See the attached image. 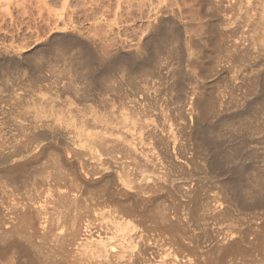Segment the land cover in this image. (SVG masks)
Listing matches in <instances>:
<instances>
[{
    "label": "rangeland",
    "instance_id": "1",
    "mask_svg": "<svg viewBox=\"0 0 264 264\" xmlns=\"http://www.w3.org/2000/svg\"><path fill=\"white\" fill-rule=\"evenodd\" d=\"M163 21L164 22L166 21V23L168 22L169 26L170 25L174 26V27L171 26L170 27L175 29L176 32H179L178 33L179 40L171 44L172 46L170 45V48H172L171 49L172 53L171 52L167 53L166 51L168 50H164L165 51V55H164V51H162L158 55L159 58L161 57V60L157 56L158 59L157 58L156 59L157 61L159 60V64H157L158 65L157 69L155 66L154 69L153 68L150 70L148 69L151 73L148 72V70L144 71L143 72L144 75H142L143 73H141L142 76L139 75L137 80L135 81H132L130 78H128L127 76L129 75H127L125 71L122 73V76L121 74H119L120 76L119 79L117 76H115L116 78L113 77L114 80L113 78H111L108 81L111 83L107 85V87L105 88L106 91H104L103 93V95L106 96L105 99H107L108 105H105V103L103 104L102 101H99V99L97 98L99 96H97L95 93L92 92L86 94L82 90L83 89L82 87H84L83 85L87 83L85 80H83V82L82 79L79 80L78 78L79 75L75 71L76 68L74 69V67H76V64H72L71 62V59H73L79 53L80 50L78 49H80L81 44H82L81 48L86 47V49L89 50V53L91 52V55L92 56L94 55L95 66L97 64L95 68L97 69L102 68V66H104L108 61L112 59L110 57H114V55H117V53L118 54L132 53L131 55H133L135 59H137V57L141 58L146 56L145 54H147V52L144 48H143L144 50L142 49V47L139 48L137 43H139L141 39L145 38L150 34L151 32L150 30H152L151 28L157 27V25L159 26ZM159 22L161 23L159 24ZM64 23L65 25H63ZM57 27L61 29L60 32ZM177 29H179V31H177ZM147 30L149 31V33H146L148 32ZM154 30H152V32ZM140 31L142 33L145 32L144 35L145 34L146 35L144 36L142 34L141 36L140 34V40H139V38L138 39L136 38L137 36L139 37L138 34L141 33ZM54 35L57 36L56 41L53 38L55 37ZM134 35L136 36V38ZM66 38L70 40L73 38L72 41L74 40V44L69 48V50L66 49L64 51V55L66 54L64 56L63 52H60L61 47L59 48L58 45H62V42L67 40ZM135 39L136 41L138 40L139 42L136 43ZM75 40L77 41L75 42ZM127 40L129 41L130 44L133 45L127 46V44H129ZM133 40L135 42H133ZM50 42H52L51 44L53 45L51 47L53 48H50L51 50L50 49L47 50V53L44 52L46 51V49L44 50L43 48H41L42 50L41 49L40 50L43 52L42 54H40L41 52L39 50V46L45 44L50 45ZM135 43L137 44L138 47L135 45ZM77 44L78 47L76 46ZM74 45L75 47H73ZM118 45H120L119 48L118 47L116 48V46ZM134 46L137 47L139 51ZM34 47H35V51H34ZM120 47L122 48V51ZM128 47L130 48L129 50ZM132 47H134L136 50ZM123 48H125L128 51H130L132 48V50L134 49V53L132 52V50L128 52L126 50H123ZM91 49L93 50L91 51ZM54 50L59 52L60 55L58 56V53L54 52ZM176 50L179 52L177 53ZM68 51L70 52L68 53ZM142 51H145V53ZM187 51L191 55L187 53ZM0 52H2L0 53V58L3 57V59L0 60V74H1L0 75V152H1L0 153L1 155L0 156L1 158L0 159V194L1 196H3L2 195L3 192L1 191V188H3L4 186L5 188L3 189L4 190L7 189L5 190V192H8L9 190L8 194L13 195L15 193V195L17 196L20 194L19 197L20 196L24 197L27 195L32 196L34 195V193L30 191H33V189L35 192L36 190L38 191L41 189L44 190L46 182L52 179L53 177L52 180L56 181L57 190H60V192L63 191L62 193L67 191L71 193L73 192L71 194V197H73V195L74 196L78 195L77 197L79 198V200L76 202V205L74 206H71L73 203L71 204L69 203V201L62 202V204L67 202L69 206H67V204H64L65 205V206L63 205L64 208L67 206L65 209H63V207L61 208V206H60L61 209L60 208L58 209L60 210L57 211V213L59 214L58 221H60L57 224L59 226L58 227L59 229L58 228H57L58 230L55 229L56 231L54 232H57L56 234L58 235L61 233L60 234L61 237L65 234L68 235L67 230L69 229L70 226L69 224H71L72 222L69 219H73L74 214L77 212L75 214V217L78 218V222L76 220V223L77 226L81 229L80 231H82L80 234L84 235L82 236V238H87L89 241H91L92 242V243L90 242L91 245H93V242H101L109 251V254L114 255V259L119 261V264H126L128 261H130V259L133 262V264H264V206H263L264 201L260 204H257L252 200L246 202H239L233 199L230 200L231 198L229 197L230 193L229 191H227L228 190L227 186H224L225 182L229 178V175L226 174L229 173L230 171L236 170L238 167L243 166L245 163L247 164L244 165L245 167H243L244 173L246 172L245 174L246 176L245 175L243 176L245 179H243V177L241 176L243 182L245 180H248V178L252 179L253 177L254 178L257 177L261 173H264V163L261 162L264 161V159H262L261 156H259L261 153L264 154V132H263L264 129L256 131L252 136L253 138L251 137L252 139L249 140L245 139L242 133L240 136L241 130L243 129L245 130V128L249 127L250 125H254L258 123L263 124L264 121V115H263L264 113H260V112H264L263 110L264 85L262 83V81H264L262 79L264 78L262 77L264 75L263 74L264 73V0H0ZM135 52H136V57H135ZM137 52L140 54H137ZM66 56L69 58L67 59ZM98 56L102 58H98ZM26 57L27 59L31 58L30 59L31 62L25 60ZM16 60L21 62L19 63ZM96 60L97 61L100 60V62H97ZM101 60L103 62H101ZM12 61H14V63L16 62L15 65L18 64L19 68L17 67V65L16 68ZM72 65H74V67ZM65 73L68 74L66 75ZM71 77L73 78V80ZM75 77H76V81H75ZM120 79L123 80L124 85L121 84ZM124 79L126 81H124ZM129 79H130V83H129ZM116 80H118V82ZM137 82L139 84H137ZM74 83H76L75 86L72 85ZM176 83L177 84L179 83V85L177 86ZM198 83L200 84L198 85ZM255 83H257L258 85H255ZM71 85L74 87L78 86V89L77 87L74 88L76 90L72 89L73 87L71 88ZM126 85L128 88L127 87L125 88ZM166 85L168 87L170 86L169 88L171 89V91L168 87H166ZM111 86H114V88L112 87V91H109L111 89ZM115 86H119L120 90L115 89ZM135 87L137 89H135ZM141 87L143 88V90H141L142 89ZM65 88L68 90H66ZM179 88H181V90ZM184 88L186 90H184ZM133 89L135 90V92L133 91ZM114 90L119 92H116ZM125 90L127 91V93H123L125 92ZM128 91H132V92L129 93ZM180 91H182L183 94ZM259 91H261L262 94H260L261 92ZM178 93L180 95H177ZM185 93H187V95ZM191 93H193L194 95L192 96ZM181 95L182 97L180 98L179 96ZM133 96L135 97L134 99ZM152 99L155 100L153 101ZM133 100H136L139 104L142 105L138 104V106L134 108L133 106L131 107V105L129 106L130 104L129 102ZM257 101H259L260 103L259 106ZM201 102H203L205 106L202 105ZM186 103H187V107H185ZM193 103L195 105H193ZM36 104L37 105L39 104L38 106H40V108L41 107L44 108V110L40 109L42 111L40 113H43V115L46 113L44 116L41 114L42 117L40 115L39 116L40 118L38 117L39 119H36L37 121H35V118L34 120L32 118L33 113L36 112L37 109H39L37 108L38 106ZM121 104H123V109ZM103 105L104 107H102ZM247 105H252L253 107H255L253 108V110L257 111V112L255 111L256 116H255V112L250 116L248 115V117L245 114L244 115L242 114L243 110L241 108L243 107V109H245ZM118 106L120 109L118 108ZM128 106L132 110H130ZM189 106H191L192 108L195 107L196 110H194L193 108L190 109L193 111V113L192 111L190 112ZM198 106L201 107L198 108ZM28 107L29 110L27 109ZM30 107L36 110L34 111ZM141 107L142 109L144 108L143 109L144 112L141 110ZM181 108L183 109V111ZM202 108L204 109L206 108L205 110H211L210 121L211 120L213 121L211 122L210 125L212 126L215 125L217 127L218 126L217 120L220 119L224 120L223 119L224 116H226L225 119L231 118V120L232 119L239 120V121L237 120V123L234 120L232 122L230 121L231 124L230 123H229L230 125L228 124L229 127H227L226 124H221V125L219 124L220 126H218L217 129H219V131L221 129L220 133L221 132L224 133L223 135L220 136L221 138L219 137L218 140L215 141L219 143L216 144L214 142L215 146H213L214 147L213 149L209 147L207 142L200 141L201 142L200 143L199 142L200 139L194 138V136L192 135L190 136L189 133L186 132V130H185L186 133H184V131H181L182 130V128L180 127L182 126L181 121L183 122L186 121V119H188V121L186 122L190 125L191 124L193 125L197 119L202 117L201 114L202 115L204 114L203 113L204 109L203 111H201ZM210 108L214 109L213 110L214 112ZM258 109H260L261 111L258 112ZM92 110L93 111L97 110V111L93 112ZM134 110L137 113H135ZM176 110L178 111L180 110V111L176 112ZM90 111L92 113H89ZM121 111L123 114L127 115L129 119L127 123L130 125V127L129 125H127L128 127L123 126L122 131L120 130L122 128V125L121 123H119L121 118L120 116L123 115L121 114ZM194 111L196 112L198 111V112L194 114ZM116 112H118V114L120 113L119 116L117 115ZM57 113L58 115L61 114V116L65 120H62L63 118L60 115L59 116L61 118L60 119L57 118L58 117ZM87 113L89 114V116L87 115ZM98 113L99 114L103 113V115H105V119L102 117L101 114L99 115ZM106 113H109V115L108 114L106 115ZM112 113L115 114L113 117H111L113 115ZM133 113L135 114V116ZM162 113H164L165 115ZM54 114H56V116H54ZM84 114L85 116L87 115L88 117L87 116L85 117ZM98 115L101 116L103 120H107L110 117L112 121L118 122L119 124L117 123L116 126H113L114 128L110 127L111 130L105 125L103 126L104 127L103 128L102 125L104 123L103 124L101 123L102 125L101 124L99 125L98 123L97 125H95L96 123L94 122L95 120L93 118H96V116ZM139 115L140 116L143 115V117L142 116L139 117ZM196 115H200V116L195 117ZM213 115L214 117H211ZM231 115H233V118ZM73 116L74 117L77 116V119L76 117L73 118ZM116 116L120 118L118 119ZM236 116H238L237 119H235ZM259 116L261 117L259 118ZM91 117L94 121H89L91 120L89 119ZM134 117L136 119H134ZM242 117L246 118V120L242 119ZM54 118H57L58 121L60 120V122L62 120L64 123L57 122L56 121L57 119ZM81 118H82L81 120L82 122L81 121L79 122L78 120H80ZM115 118H117V121ZM131 118H133L132 122H131ZM142 118H144V121L145 118L148 119L146 120L147 123H145L144 125H143L144 121L142 123L143 120ZM67 120L68 121L75 120L74 121L75 123L76 121H78L76 126L77 128H75L76 130H78V126H81V123H83V127H81L82 129L84 128L87 129L90 126L89 128L92 130V128L98 127L97 129L99 132V127H100L101 133H102V128L105 130L108 128L106 130V134L108 133L110 134L112 132H114L115 134V131L119 128V130H117L118 134L122 135L123 132L125 131L126 134L124 132L123 136L128 137V139L134 137V134L132 132H134V130L136 131L139 125L140 126L143 125V127H146L145 125L148 124L147 127L148 128L150 127L149 129L151 130L150 132L151 135L149 134L150 130L148 128H146V132H144L145 129L141 126L144 131L141 128L138 129V130H142L141 132L136 131L141 133L140 135L141 137L139 135H136L134 139L133 138L132 139H133V143H135L134 141H136L135 144H137L138 141L139 143L140 141L141 142L143 141V143H145L146 139L144 138H146V136L148 137V135L146 134H149L150 136L148 137L149 140L146 141L147 146H143V143L138 144V146L140 145L139 149L142 146L145 147V148L142 147V149L144 150L140 149L143 151V153L147 147L150 153L146 154V156L149 155L150 157L149 159L151 161L153 160L152 158L156 157L155 160L158 162V164L156 161H153L150 164L152 165V163H155L153 165L155 167L147 165L148 166L147 169L149 170L148 172V170L145 169L147 166L142 167L143 164L141 163L142 164L141 165L140 162L134 163L133 161H131L133 162L131 163L129 159L126 160V157H123L122 153L118 152L121 154L120 156L123 159H121L122 161H120L119 159L121 157H119L117 153H115L116 156L115 158H117L118 156L117 159L118 161H120L119 163H121L120 165L122 166L120 165L118 166L117 159L114 160V158L113 159L111 158L112 159L111 160L109 158L107 160V157L104 158L105 156L102 158L107 161H103V162H105V164L107 163L109 164H107V166L106 165L104 166V163L101 162L100 159H98L97 157L94 158V155L92 154L93 149L91 148L90 150L89 148L85 147L82 144L84 143V141H82L81 138H79L80 140L77 139L79 136L77 135L78 136L77 137L74 133L80 134V131L70 132L72 130L74 131L73 128L74 126L72 125L73 124L76 125V124L73 122V124L71 125L70 123L72 122L70 121V123L69 122L67 123ZM136 120L138 121L141 120L140 121L141 123L137 124L138 122ZM254 120L255 122H253ZM31 121H32V126H31ZM33 121L35 123L39 122L36 124L37 126H39V124H41V126L42 125L44 126V122H45V125H49V126H45L48 127L47 129L45 127H42V129L45 128L46 130H49L50 133H48V136L45 135L48 139L45 140L46 137L44 136L43 138L37 139V141L33 140L32 145L31 143L29 145L28 143L26 144V146H29L26 148L24 143L26 142V139L29 137L30 135L29 133H31L32 131V127L34 126ZM40 121H43V124ZM65 121L67 124H70L71 126L67 125ZM87 121L89 123L91 122L90 125ZM112 121L109 120L108 122H112ZM134 121H136L137 123ZM149 121L152 124V126L155 125L153 126V128L157 127L158 129L157 128L153 129L152 126L148 123ZM129 122H131L132 124H130ZM62 123L64 125L66 124V126H64ZM113 124L115 125V123ZM245 124L249 126H246ZM135 125L137 127L136 129H135ZM223 125H225L226 129L224 128ZM231 125L234 128L233 127L231 128ZM60 126L66 129L72 127L71 128L72 130H70V128L67 130L65 129L66 134L64 133L65 134L64 135L62 133V135H60L59 132H56L59 130V128L63 130L62 132H64V129ZM131 126L134 127L133 131L132 132L130 131L131 133L129 132L127 133V129L129 128L128 130H130ZM222 126L223 129H225L224 131H222L223 130L221 128ZM124 127L126 128L125 130ZM168 127H171L170 129L172 130V134ZM238 127H241V129ZM81 128H79V130ZM179 128L181 129L179 130ZM23 129L25 130V132L22 131ZM177 129L179 131H176ZM230 129H233L232 130L233 132ZM158 130L161 131L159 132ZM235 130L237 132H235ZM260 131L262 133H260ZM136 132L134 133L136 134ZM152 132H154L155 134L157 133L159 134L155 135L152 134ZM174 132L175 133L180 132V133L179 134L177 133L176 135ZM168 133L169 136L174 135L173 137L172 136L170 137L173 138L175 141L174 142L175 144L172 141V144L174 145L172 149L174 148L175 151H172L171 147H169V150L174 152L173 154H176V156L173 157V154L171 152L172 159L175 158V160L170 159V161H168L170 165L167 162L169 158L166 157L165 153L163 152L164 150L163 147L165 145L162 146L163 144H165L166 141L167 142L169 141L167 146H171L170 143L171 139L168 136ZM224 134H226L227 136ZM234 134L237 135L238 139L237 137H235L236 135L233 137ZM49 135H51V137L54 135L53 137L55 138L53 137L51 138ZM158 135L164 138V141L166 139V141L164 143L163 142L161 143L159 141L160 139H157V137L160 138ZM223 136H225L224 138L226 139L222 140ZM228 136H231L233 137V139L234 138L235 139L233 140L231 137H230L231 139H228L229 138ZM174 137H176L177 139ZM180 137H184V138L179 139ZM191 137H193L192 140L190 139ZM141 138H143L144 140ZM167 138L169 139L167 140ZM59 139H61L62 141ZM152 139L154 142L152 141ZM196 141L199 144L200 148H198L199 146L197 145ZM220 142L223 143L224 145L222 144L223 145L222 146ZM239 142L241 143L242 146L240 145ZM67 144H69L70 146L69 145L67 146ZM155 144L157 145V149L155 147L156 146ZM203 144L205 145V147ZM227 144L228 145L230 144L228 146V149H226ZM236 144L237 146H239L238 147L239 149L240 148L242 149V150L240 149L241 151L237 149ZM16 146L17 147L20 146L21 149L25 148L23 149L24 151L22 150V153L25 152L26 149L29 150L26 151L27 153L26 152L23 153L21 155L22 157L21 156L15 157L8 162H4L3 158L11 155L12 151H13L12 154L16 153L17 150H18L17 152H19L20 147L18 149L16 148ZM138 146L136 145L137 148ZM2 147L7 153L6 155L4 150H3L4 155L2 154V150H1ZM65 147L67 149L69 147L71 148L75 147L76 151L77 149L80 148L79 155H76L75 152V155L79 160V166L76 158L69 159L71 158L70 155L75 157L74 154H72V152L75 149L73 148V150H71V148H69L71 150L70 151L69 149L67 150ZM152 147H155V149L154 148L152 149ZM207 147H209L211 151ZM215 147L216 148L218 147V149H216ZM231 148H232V152L230 153H232L231 154L232 158H236L237 156L235 160L231 159V157L228 159L224 158L225 153L226 155L227 154L230 155V153L227 152L231 151L229 150ZM233 148L235 150L237 149V151L239 150L238 153L242 155L241 156L234 155L235 150ZM245 148L247 149V151ZM252 148L254 150H251ZM261 148H262V152H261ZM9 150L12 151L9 152ZM64 150H67L65 151L66 153L71 152V154L68 153V155L70 156L69 158L68 155H65L66 153L64 152ZM181 150L182 151L185 150L183 151L185 154ZM200 150H202V152ZM179 151L180 154L181 153L183 154L179 155L178 153ZM244 151L247 153V155ZM84 152H86L85 154H87L88 157L84 155ZM152 152L156 154L153 155ZM204 153L207 155H205ZM214 153H216L217 157H219V159H221L222 161L221 160L218 161L217 157H215L217 159L215 160V158H213ZM150 154L152 157L150 156ZM211 154L212 156H210L209 158V155ZM243 154H245V156L251 155V159L249 156L246 157L245 159L244 158L245 156ZM80 156L84 159L81 158L80 160ZM163 158H165V160ZM239 158H241L242 160ZM254 158L256 159L254 160ZM257 158L259 161L257 160ZM180 159L185 161L186 165L183 162L181 167L180 164L182 163V160ZM68 160L71 161V164ZM90 160L94 163L91 164L93 165V167L90 166L92 168L89 167L90 163H92ZM240 160H241V164L243 163L241 166H239ZM249 160H251L250 162L252 163H250ZM80 161L83 162L81 163ZM127 161H129L131 164ZM174 161L176 162V164H174L175 163ZM212 161H218L217 166L218 165L219 166L217 169H215V167L212 169L213 166L211 165ZM233 161H235L236 163L235 162L233 163ZM13 162H15V165L18 168L20 167L21 168L18 169L16 166H14V164H12ZM16 162L18 163V165ZM160 162L162 163L160 164ZM113 163H117V164L115 165ZM223 163L224 164L227 163V165L226 164L223 165ZM20 164L23 165L20 166ZM80 164L81 165L84 164V166L83 165L81 166ZM123 164H126V166ZM129 164L132 166H130ZM134 164L136 167H138V165L139 166L141 165L140 169H137L134 166ZM167 164L169 166H167ZM171 165L174 166L175 169ZM228 166L231 167L229 168ZM8 167L9 168L11 167L12 168V169L10 168L11 171L14 172L8 173ZM120 167L122 168L121 170L123 172L124 170L126 171V169L129 168V172L131 171V175L134 173V176L132 177V181L134 185L136 184L137 185L139 184V186L144 185L149 192L147 190L146 191L135 190L133 187L134 185L125 184L126 183L124 181L125 177L121 178V174L123 173H119L121 172V170H118L120 169ZM180 167L182 168V170ZM82 168H84V171ZM88 168L91 169V170L89 169L91 172H93L96 169L95 170L96 173L95 171L93 172V174L96 175L93 176L94 178L91 177L92 173L88 170ZM133 168L137 169L138 173L139 170L141 171L139 173V176L138 173H136L137 171L135 169L133 170ZM150 169L152 170V172H150ZM80 170L84 172V174L86 173V176L82 172L79 174ZM87 170L91 173L90 175ZM144 170L145 172L146 171L147 172L143 173ZM214 170H216L217 172L215 171L216 172L215 173ZM222 171L225 173L224 174L225 176L222 175L223 173ZM97 172H99V174ZM109 172L112 173L110 174ZM126 172L124 173L130 174ZM250 172L254 174V176ZM104 173L108 175L106 176ZM97 174L99 176L101 174V176L98 177ZM50 175L52 176L51 178ZM82 175H84L83 176L84 178L87 177V179L81 177ZM46 176L48 177L47 178L48 180H46ZM204 176L207 178H205ZM218 176L220 177L219 179H217ZM220 180H222V183L219 182ZM149 184L150 186L154 185L152 187L153 189L147 187V185ZM155 186L157 187L154 191ZM60 188H63L62 191ZM74 188L76 189L74 190ZM70 189L71 191H69ZM186 189L188 191L187 192L188 194L185 192ZM74 192L76 195L74 194ZM226 192L229 194H226ZM24 193L26 195H22ZM28 196L25 198V200L28 198ZM95 197L96 199H94ZM98 198H100L103 202ZM249 203L252 206V210H249L251 207L250 205H248ZM91 204L94 206L92 207ZM255 204L256 206H254L253 208V205ZM101 206L104 207L102 208ZM71 207L74 208L71 209ZM76 209L77 210L79 209V212ZM70 211L72 212L70 213ZM87 211L89 212L88 214H86ZM26 214L30 215L31 219H29V216L26 215L27 217L25 218L21 217L22 220L19 218L20 221H16V220L12 221L15 226L13 225L12 230L14 229V231H11V233L9 232V230H7L4 227L5 224L4 225L2 224V223L10 222V220L6 217L5 222L4 220L1 222L0 234L1 232L3 233L8 232L10 234L14 232V234L12 235L5 234L6 236L4 234L3 236H1L2 234L0 235V264H68L66 258L64 257L63 252L60 251V249L63 250L62 244L64 240L60 242L61 241L60 239L62 238L59 237L58 240V237H56L58 241L56 243L53 239L55 238V235L51 237V233H46L45 235H41L40 237H33L30 228L32 225H35L36 223L35 218L33 217L34 214L32 211L30 212L27 211ZM31 214H33L32 216L33 218L31 217ZM99 217L102 218L99 219ZM113 218L115 219L114 222H113L114 220ZM65 222L67 225L65 224ZM115 222H117L116 224L117 227L121 228L123 226L124 230L126 228L125 235L123 237L121 236L120 233L117 234L118 232H116ZM78 223L80 225H78ZM16 225H17V233L15 232ZM123 227L121 229H123ZM64 228L67 229H65L64 231ZM48 230L50 229H47V231ZM63 232L65 234H62ZM60 243H62L61 247H59L58 245ZM122 249L125 252L120 253V255H116ZM73 251L74 254L75 252H77L76 250Z\"/></svg>",
    "mask_w": 264,
    "mask_h": 264
},
{
    "label": "bare ground",
    "instance_id": "2",
    "mask_svg": "<svg viewBox=\"0 0 264 264\" xmlns=\"http://www.w3.org/2000/svg\"><path fill=\"white\" fill-rule=\"evenodd\" d=\"M116 2V1H115ZM121 5V4H120ZM125 5V4H124ZM130 5V4H129ZM128 5V6H129ZM114 8V7H113ZM102 16V15H101ZM100 16V17H101ZM133 16V15H132ZM134 17H135V15H134ZM142 17V16H141ZM97 18V17H96ZM96 18H95V20H96ZM150 18V17H149ZM90 20V19H89ZM121 21V20H120ZM96 22V21H95ZM123 22V21H122ZM121 23V22H120ZM161 22H159V24H160ZM70 24V23H69ZM119 24V23H118ZM125 24V23H124ZM167 24V25H166ZM63 25H65V23L63 24ZM155 25V24H154ZM62 26V25H61ZM67 26V25H66ZM65 26V27H66ZM147 26V25H146ZM171 26V25H170ZM169 25H168V22L166 23V21L164 22H162L159 26L157 25V27H153V28H151L152 30H154V28H155V30L152 32V30H150L151 32H150V34L148 35V36H146L145 38H143V39H141L140 40V34H141V36H142V34L144 35V33H142L141 31V33H139L138 35H139V37L137 36V38H136V36H135V38L136 39H138L139 38V40H140V42L137 40L136 41V39H135V41H136V43L137 42H139V43H137L138 44V46H139V48H141L142 47V49L144 48L145 50H146V52H147V54H145L146 56H144V57H141V58H139V57H137V59H135L134 58V56L133 55H131L132 53H130V54H124V53H120V54H118L117 53V55H114V57H110V58H112L110 61H108L104 66H102V68H95L96 66H97V64H96V66H95V57H94V55L92 56L91 55V52L89 53V50H87L86 49V47L85 48H81L82 47V44H81V47H80V49H78V50H80L79 51V53L73 58V59H71V62H72V64H76V67H74V65H72L73 67H74V69L76 68V72L78 73V78H79V80L80 79H82V82H83V80H85L86 81V83L87 84H85V83H82V84H85V85H83L84 87H82L83 89V91L86 93V94H89V93H95L97 96H99V97H101V98H99V97H97L98 99H99V101H102V103L104 104L105 103V105H108L107 104V99H105V97L106 96H104L103 95V93H104V91H106L105 90V88L107 87V85H109L111 82H108L111 78H116L115 76H117L118 77V79L120 78V76H119V74H121V76H122V73L125 71V73L127 74V75H129V76H127L128 78H130L132 81H135V80H137V78H138V76L139 75H141V73H143L144 71H147L148 69L150 70V69H154V67L156 66V69H157V64H159V60L157 61V59L159 58V54L162 52V51H164V50H168V51H166L167 53H169V52H171L172 50V48H170V45L171 44H173V43H175L176 41H178L179 40V35H178V33L179 32H176V30L175 29H173V28H171V27H174V26H171L170 27ZM64 27V26H63ZM124 27V26H123ZM140 27V26H139ZM151 27V26H150ZM58 28V27H57ZM59 29V28H58ZM60 30L61 29H59V32H60ZM122 30V29H121ZM134 30V29H133ZM123 31V30H122ZM128 31V30H127ZM144 31V30H143ZM148 31V30H147ZM177 31H179V29H177ZM113 32V31H112ZM134 32V31H133ZM56 33V32H55ZM72 33V32H71ZM132 33V32H131ZM146 33H149V31L148 32H146ZM65 34V33H64ZM121 34V33H120ZM146 35V34H145ZM144 35V36H145ZM55 36V35H54ZM60 36V35H59ZM58 36V37H59ZM118 36H120V35H118ZM182 36V35H181ZM61 37V36H60ZM129 37V36H128ZM54 39H55V41H56V38H57V36H55V37H53ZM52 38V39H53ZM63 38V37H62ZM131 38V37H130ZM39 39V38H38ZM65 39V38H64ZM67 40L66 41H61L62 42V45H58L59 46V48L61 47V49H60V52H63V55H64V51L67 49V50H69V48L74 44V40L72 41V39L70 40V39H68V38H66ZM75 39V38H74ZM80 39V38H79ZM49 40V39H48ZM51 40V39H50ZM60 40H61V38H60ZM63 40V39H62ZM129 40V39H128ZM127 40V41H128ZM58 41H59V38H58ZM77 40H75V42H76ZM134 40H133V42H135ZM181 41V40H180ZM179 41V42H180ZM47 42H49V41H47ZM46 42V43H47ZM53 42V41H52ZM52 42H50V45H47V44H45V43H42V44H45V45H41V43H40V45L41 46H39V50L41 49V48H43L44 50L46 49V51H44L45 53H47V50H49L50 48H53V47H51L53 44H51ZM54 43V42H53ZM60 43V42H59ZM84 43V42H83ZM91 43H92V41H91ZM128 43H129V41H128ZM135 43V45L137 46V44ZM178 43V42H177ZM76 44V43H75ZM115 44V43H114ZM84 45V44H83ZM132 46L133 44H127V46ZM176 45V44H175ZM77 47H78V44L76 45ZM89 46V45H88ZM119 46L120 45H118V46H116V48L118 47L119 48ZM137 46V47H138ZM172 46V45H171ZM36 47V46H35ZM35 47H34V51H35ZM57 47V46H56ZM73 47H75V45L73 46ZM123 47V46H122ZM135 47V46H134ZM134 47H132V48H134ZM137 47H135L137 50H138V48ZM174 47V46H173ZM88 48V47H87ZM111 48V47H110ZM127 48V47H126ZM132 48H131V50H132ZM134 48V49H135ZM181 48V47H180ZM37 49V48H36ZM94 49H95V46H94ZM120 49H121V51H122V48L120 47ZM130 48L128 47V50H129ZM134 49L132 50V52L134 53ZM135 49V50H136ZM141 49V50H142ZM143 49V50H144ZM175 49V48H174ZM42 50V49H41ZM40 50V54H42V52L43 51H41ZM51 50V49H50ZM57 50V49H56ZM72 50V49H71ZM93 49H91V51H92ZM100 50V49H99ZM114 50H115V48H114ZM118 50V49H117ZM123 50H126L125 48H123ZM128 50H126V51H128ZM130 50V51H131ZM140 50V51H141ZM58 51V50H57ZM57 51H55L54 50V52H57ZM106 51V50H105ZM130 51H128V52H130ZM139 51V50H138ZM174 51V50H173ZM31 52H33V51H31ZM70 51H68V53H69ZM114 52V51H113ZM142 52H144L145 53V51H142ZM176 52L178 53L179 51H177L176 50ZM175 52V53H176ZM0 53H2V52H0ZM4 53V52H3ZM58 53V56L60 55V53L59 52H57ZM77 53V52H76ZM104 53V52H103ZM172 53V52H171ZM170 53V54H171ZM174 53V54H175ZM187 53H189L188 51H187ZM98 54V53H97ZM108 54V53H107ZM112 54V53H111ZM137 54H140V53H138L137 52ZM143 54V53H142ZM170 54H168V55H170ZM190 54V53H189ZM4 55V54H3ZM52 55V54H51ZM55 55V54H54ZM62 55V54H61ZM66 55V54H65ZM64 55V56H65ZM69 55V54H68ZM164 55H165V51H164ZM167 55V54H166ZM172 55V54H171ZM191 55V54H190ZM33 56V55H32ZM36 56V55H35ZM111 56H113V55H111ZM140 56V55H139ZM157 56H158V58H157ZM162 56V55H161ZM179 56V55H178ZM177 56V57H178ZM1 57H2V54H1ZM31 57V56H30ZM61 57V56H60ZM60 57H58V58H60ZM106 57V56H105ZM135 57H136V52H135ZM23 58H24V55H23ZM32 58H34V57H32ZM53 58V57H52ZM57 58V57H56ZM62 58V57H61ZM65 58V57H64ZM66 58L68 59L69 57H67L66 56ZM98 58H102V57H99L98 56ZM97 58V59H98ZM108 58H109V56H108ZM139 58V59H138ZM157 58V59H156ZM187 58H188V56H187ZM190 58V57H189ZM1 59H3V57L2 58H0V60ZM16 59H17V57H16ZM20 59H22V58H20ZM19 59V60H20ZM31 58H28L27 59V57H26V59L25 60H28V61H30L31 62V60H30ZM160 60H161V57L159 58ZM65 60V59H64ZM162 60H163V57H162ZM170 60V59H169ZM185 60H186V58H185ZM17 62H21V61H18V60H16ZM23 61H24V59H23ZM22 61V62H23ZM27 61V62H28ZM34 61V60H33ZM70 61V60H69ZM68 61V62H69ZM97 61V60H96ZM103 61H104V59H103ZM102 60H101V62H103ZM13 63H14V61H12ZM65 62V61H64ZM97 62H100V60L99 61H97ZM96 62V63H97ZM163 62V61H162ZM162 62H161V64H162ZM2 63V62H1ZM9 63H10V61H9ZM16 63V62H15ZM15 63H14V65H15ZM24 63V62H23ZM35 63V62H34ZM12 64V63H11ZM3 65V64H2ZM13 65V64H12ZM13 65V66H14ZM17 65V67H18V64H16ZM16 65H15V67H16ZM20 65H22V64H20ZM24 65V64H23ZM25 66H26V63H25ZM31 66V65H30ZM30 66H29V68H30ZM36 66V65H35ZM40 66H41V64H40ZM71 66V67H72ZM100 66V65H99ZM2 67V66H1ZM16 67V68H17ZM21 67V66H20ZM4 68V67H3ZM19 68V67H18ZM73 69V68H72ZM34 70V69H33ZM148 70V72H150ZM174 70V69H173ZM177 70H178V68H177ZM1 71H2V69H1ZM61 71V70H60ZM152 71V70H151ZM34 72V71H33ZM65 72V71H64ZM63 72V73H64ZM67 72V71H66ZM178 72V71H177ZM61 73V72H60ZM151 73V72H150ZM66 74V73H65ZM68 74V73H67ZM66 74V75H67ZM158 74V73H157ZM172 74V73H171ZM173 74H175V73H173ZM264 74V73H263ZM1 75V74H0ZM142 75H144V73L142 74ZM141 75V76H142ZM152 75V74H151ZM178 75V74H177ZM69 76V75H68ZM163 76H164V74H163ZM162 76V77H163ZM172 76V75H171ZM160 77V76H159ZM177 77V76H176ZM262 77H264V75L262 76ZM262 77H260V78H262ZM72 78V77H71ZM114 78H113V80H114ZM122 78V77H121ZM124 78H125V75H124ZM127 78V79H128ZM145 78V77H144ZM147 78V77H146ZM256 78V77H255ZM130 79H129V83H130ZM151 79V78H150ZM161 79V78H160ZM254 79V78H253ZM263 80H264V78H262ZM72 80H73V78H72ZM78 80V79H77ZM121 81V84L122 85H124V82H123V80L122 79H120ZM144 80V79H143ZM258 80V79H257ZM261 80V79H260ZM75 81H76V77H75ZM117 82H118V80H116ZM124 81H126L125 79H124ZM140 81V80H139ZM166 81V80H165ZM171 81H173V80H171ZM176 81H177V79H176ZM181 81V80H180ZM74 82V81H73ZM73 82H70V83H73ZM117 82H114V83H117ZM148 82V81H147ZM164 82V81H163ZM200 82V81H199ZM259 82V81H258ZM257 82V83H258ZM77 83V82H76ZM76 83H74V84H72V85H74L75 86V84ZM113 83V84H114ZM144 83V82H143ZM180 83V82H179ZM179 83L177 84V86L179 85ZM257 83H255V85H258ZM262 83H263V85H264V81H262ZM112 84V85H113ZM120 84V85H121ZM133 84V83H132ZM137 84H139L138 82H137ZM136 84V85H137ZM166 84H167V82H166ZM171 84V83H170ZM175 84V85H176ZM181 84H183V83H181ZM200 83H198V85H199ZM71 85V88L72 89H74V88H76L77 87V89H78V86H76V87H74V86H72ZM116 85V84H115ZM119 85V86H120ZM135 85V84H134ZM254 85V86H255ZM68 86V85H67ZM70 86V85H69ZM82 86V85H81ZM119 86H115V89H119ZM138 86H141V85H138ZM145 86V85H144ZM172 86H173V84H172ZM253 86V85H252ZM79 87H80V85H79ZM112 87L114 88V86H111V89L109 90V91H112ZM127 87V85L125 86V88ZM129 87H130V85H129ZM132 87H134V86H132ZM131 87V88H132ZM146 87V86H145ZM153 87V86H152ZM166 87H168L167 85H166ZM170 87V86H169ZM168 87V88H169ZM128 88V87H127ZM138 88H140V87H138ZM142 88V87H141ZM167 88V89H168ZM174 88V87H173ZM178 88V87H177ZM176 88V89H177ZM196 88V87H195ZM257 88V87H256ZM261 88V87H260ZM66 89V88H65ZM122 89H123V87H122ZM135 89H137L136 87H135ZM170 89V88H169ZM180 90H181V88H179ZM194 89V88H193ZM255 89V88H254ZM66 90H68V89H66ZM74 90H76V89H74ZM107 90V91H108ZM120 90V89H119ZM127 90V89H126ZM125 90V92H123V93H127V91ZM138 90H140V89H138ZM137 90V91H138ZM141 90H143V88L141 89ZM154 90V89H153ZM178 90V89H177ZM183 90V89H182ZM184 90H186L185 88H184ZM195 90V89H194ZM260 90V89H259ZM262 90V89H261ZM263 90H264V88H263ZM114 91H116V90H114ZM133 91L135 92V90L133 89ZM170 91H171V89H170ZM174 91V90H173ZM116 92H119V91H116ZM129 93L130 92H132V91H128ZM167 92H169V91H167ZM175 92V91H174ZM178 92V91H177ZM180 92H182V91H180ZM185 92V91H184ZM259 92H261V91H259ZM112 93V92H111ZM121 93V92H120ZM172 93V92H171ZM195 93V92H194ZM263 93H264V91H263ZM170 94V93H169ZM182 94H183V92H182ZM186 95H187V93H185ZM192 94V96L194 95L193 93H191ZM260 94H262V92L260 93ZM177 95H180L179 93L177 94ZM186 95H185V97H186ZM103 96H104V98H103ZM92 97V96H91ZM96 97V96H95ZM94 97V98H95ZM118 97V96H117ZM129 97H131V96H129ZM174 97V96H173ZM178 97V96H177ZM180 98L182 97V95L181 96H179ZM188 97V96H187ZM264 97V96H263ZM123 98V97H122ZM128 98V97H127ZM135 97L133 96V99H134ZM191 98V97H190ZM90 99V98H89ZM124 99V98H123ZM126 99V98H125ZM131 99V98H130ZM179 99V98H178ZM187 99H189V98H187ZM153 100V99H152ZM155 100V99H154ZM153 100V101H154ZM173 100V99H172ZM182 100H185V99H182ZM181 100V101H182ZM193 100V99H192ZM197 100V99H196ZM196 100H194V101H196ZM199 100V99H198ZM175 101H178V100H175ZM188 101V100H187ZM193 101V102H194ZM254 101V100H253ZM168 102V101H167ZM199 102V101H198ZM197 102V103H198ZM258 102V106H259V101H257ZM264 102V101H263ZM128 103V102H127ZM130 104H129V106L131 105V107L133 106V108L134 107H137L138 106V102L136 101V100H133V101H130L129 102ZM192 103V102H191ZM196 103V102H195ZM200 103V102H199ZM251 103H253V102H251ZM250 103V104H251ZM153 104V103H152ZM178 104V103H177ZM176 104V105H177ZM183 104V103H182ZM184 104H185V101H184ZM201 104L202 105H204V103L203 102H201ZM206 104V103H205ZM37 105V104H36ZM35 105V106H36ZM39 105V104H38ZM37 105V106H38ZM122 105V109H123V104H121ZM139 105H142V104H139ZM181 105V104H180ZM180 105H178V106H180ZM189 105V104H188ZM191 105V104H190ZM193 105H195L194 103H193ZM199 105V104H198ZM21 106V105H20ZM19 106V107H20ZM34 106V105H33ZM32 106V107H33ZM36 106V107H37ZM129 106H128V108H129ZM154 106V105H153ZM174 106V105H173ZM177 106V107H178ZM182 106V105H181ZM205 106V105H204ZM203 106V107H204ZM245 106V105H244ZM32 107H30L31 109H32ZM102 107H104V105L102 106ZM102 107H100V108H102ZM105 107H107V106H105ZM110 107V106H109ZM108 107V108H109ZM112 107H113V105H112ZM111 107V108H112ZM185 107H187V103H186V106ZM190 108H189V110L190 109H193L194 108V110H196L195 109V107H191V106H189ZM201 107V106H200ZM199 106H198V108H200ZM206 107H208V106H206ZM211 107V106H210ZM21 108V107H20ZM37 108H39V109H32V110H36V112H34L33 113V120H34V118H35V121H37L36 119H39L40 117V115L42 114L43 115V113H40V112H42L41 110H44V108L43 107H41L40 108V106H38ZM43 108V109H42ZM118 108H119V106H118ZM171 108H172V106H171ZM180 108V107H179ZM217 108V107H216ZM253 108H255V107H253L252 105H247V107H245V109H243V107L241 108L242 110H243V112H242V114L244 115H246L247 117H248V115L250 116L251 114H254V112L256 111V110H253ZM26 109V108H25ZM28 110H29V107L27 108ZM41 109V110H40ZM106 109V108H105ZM120 109V108H119ZM130 109V108H129ZM144 109V108H143ZM142 109V107H141V110L144 112V110ZM182 109V108H181ZM203 109L204 108H202V110L201 111H203ZM206 109V108H205ZM204 109V114L202 115L201 114V118H199V119H197L195 122H194V124L192 125H190V124H188L186 121H188V119H186V118H184V119H186V121H181L182 120V118H181V123H182V126H180L181 128H182V130L181 131H184V133H189V135L191 136H194V138H198V139H200L199 140V142L201 141V142H203V141H205V142H207L208 143V145H209V147H211V149H213L214 147L213 146H215V144H214V142L216 141V140H218V138L221 136V135H223V133L221 134L220 133V131H221V129H220V131H219V129H217V127L218 126H220L221 124H226L227 125V127H229V125L231 124V122L234 120V119H232L231 120V118H227V119H225V117L226 116H224V120H217L218 121V126L216 127L213 123H215V122H213L212 124L214 125V126H212V125H210L211 124V122L213 121V120H211L210 121V115H211V110H205ZM209 109V108H208ZM210 109H212V108H210ZM260 109H262V108H260ZM260 109H258V112L259 111H261ZM31 110V111H32ZM103 110V109H102ZM110 110H112V109H110ZM130 110H132V109H130ZM129 110V111H130ZM136 110V109H135ZM134 110V111H135ZM137 110H138V108H137ZM171 110V109H170ZM214 109H212V111H213ZM264 110V109H263ZM262 110V111H263ZM30 111V112H31ZM53 111V110H52ZM93 111V110H92ZM97 111V110H96ZM96 111H93V112H96ZM178 110H176V112H177ZM180 111V110H179ZM178 111V112H179ZM182 111H183V109H182ZM192 110H190V112H191ZM198 111H199V109H198ZM197 111V112H198ZM200 111V112H201ZM238 111H240V110H238ZM237 111V112H238ZM44 112V111H43ZM139 112H140V110H139ZM167 112V111H166ZM196 111H194V114H196L197 113ZM214 112V111H213ZM257 112V111H256ZM256 112H255V116H256ZM28 113V112H27ZM45 113V112H44ZM89 113H92L91 111L89 112ZM117 113V115L119 116V114H118V112H116ZM130 113H132V112H130ZM135 113H137L136 111H135ZM169 113V112H168ZM185 113V112H184ZM192 113H193V111H192ZM192 113H191V115H192ZM246 113H249V114H246ZM260 113H264V112H260ZM32 114V113H31ZM46 114V113H45ZM44 114V115H45ZM99 114V113H98ZM101 114V113H100ZM99 114V115H100ZM109 115V113H106V115ZM113 114V113H112ZM121 114H123L122 113V111H121ZM134 114V113H133ZM139 114V113H138ZM140 114H141V112H140ZM162 114H164V113H162ZM161 114V115H162ZM167 114V113H166ZM175 114H177V113H175ZM181 114V113H180ZM213 114H215V113H213ZM235 114V113H234ZM239 114V113H238ZM240 114H241V112H240ZM259 114V113H258ZM257 114V115H258ZM42 115H41V117H42ZM43 115V116H44ZM60 116H61V114H59ZM58 115V113H57V118H61L60 116ZM87 115L89 116V114L87 113ZM86 115V116H87ZM96 115H97V113H96ZM96 116V118H93L92 119V117L91 118H89V119H91V120H89V121H94L96 124L95 125H97V123L100 125L101 123L103 124H101L102 125V127L105 125L106 127H108L109 129H110V127H112V128H114L113 126H116V124L118 123V122H114V121H112L111 120V118L109 117V119H107L108 121L110 120V121H112L113 123H115V125L112 123V122H108L107 120H103L102 118H101V116ZM102 115V117L105 119V115H103V113L101 114ZM110 115H111V113H110ZM115 114H113L111 117H113ZM146 115V114H145ZM165 115V114H164ZM163 115V116H164ZM168 115H170V114H168ZM183 115H185V114H183ZM190 115V114H189ZM236 115V114H235ZM234 115V116H235ZM264 115V114H263ZM54 116H56V114H54ZM84 116H85V114H84ZM85 116V117H86ZM87 116V117H88ZM93 116V115H92ZM134 116H135V114H134ZM137 116V115H136ZM142 117H143V115H141ZM140 115H139V117H141ZM187 116V115H186ZM194 116V115H193ZM200 115H196L195 117H199ZM232 116V118H233V115H231ZM245 116V117H246ZM254 116V115H253ZM262 116V115H261ZM261 116H259V118L261 117ZM39 117V118H38ZM76 117V119H77V116H75ZM74 116H73V118H75ZM106 117H108V116H106ZM117 117V116H116ZM121 117V118H120ZM120 117H117L118 119L120 118V122L119 123H121V125H122V128L120 129L121 131H122V129H123V126H127V125H129L127 122L129 121V119H128V117H127V115H125V114H123V115H121ZM130 117H131V115H130ZM166 117V116H165ZM181 117H182V115H181ZM185 117V116H184ZM188 117V116H187ZM211 117H214V115L213 116H211ZM237 117L238 116H236V118L235 119H237ZM30 118H31V116H30ZM57 118H54V119H57ZM63 118V117H62ZM72 118V119H73ZM117 118H115L116 119V121H117ZM179 118V117H178ZM251 118V117H250ZM249 118V119H250ZM79 119V118H78ZM134 119H136L135 117H134ZM138 119V118H137ZM140 119V118H139ZM143 120H142V123H143V121H144V118H142ZM180 119V118H179ZM194 119V118H193ZM242 119H245L246 120V118H244V117H242ZM248 119V120H249ZM253 119V118H252ZM32 120V119H31ZM62 120H65L64 118L62 119ZM61 120V122H63ZM82 120V118L80 119V120H78L79 122ZM84 120H87V119H84ZM132 120H133V118H131V122H132ZM146 120H148V119H146L145 118V121ZM176 120H178V119H176ZM238 120V119H237ZM237 120H234L236 123H237ZM244 120V121H245ZM256 120V119H255ZM255 120L253 121V122H255ZM39 121V120H38ZM57 122H60V120L58 121V119L56 120ZM70 121L72 122V123H70ZM75 120H67V123L69 122L71 125L73 124V122H74ZM78 121H76V125H72V126H74L73 128H74V131L71 129L72 127H69L70 128V130H72V131H70V132H78V131H80V134L78 133H74L77 137V139H79V138H81L82 139V141H84V143H82L85 147H87V148H89L90 150H91V148L93 149V155H94V158L95 157H97L98 159H100V161L101 162H103V161H107L109 158L111 159H113L114 158V160L115 159H117L118 158V156L119 157H121L120 155V153H122L123 154V157H126V160L127 159H129L130 160V162L131 161H133L134 163H136V162H140V164L142 163L143 164V166L142 167H146L147 165L149 166H153L155 163H152V165L150 164L151 162H153V161H156L155 159H156V157L155 158H152L153 160L151 161L149 158V155L148 156H146V154H149L150 153V151L148 150V148L146 147V149H145V151H146V153H145V151H144V153H143V151L142 150H144V149H142V147L143 146H147L146 145V141L147 140H149V138L148 137H150L149 136V134H150V132H151V130L147 127L148 126V124H146L145 126L146 127H143V125L145 124V123H147V121L145 122L144 121V123H143V125H141L144 129H145V131L142 129V127L139 125V127L137 128L136 127V125H135V129L137 128V130L136 131H139V132H141L142 130L144 131V132H146V128H148L150 131H149V134H146V135H148V137L146 136V138H144V139H146V141H145V143H143V141L141 142L140 141V143H143V146L140 148V149H142V150H140L139 149V146H138V144H140L139 143V137L136 139L138 142H137V144H135L136 143V141H134L135 143H133V139H134V137L136 136V135H141V133H139V132H136L135 130H134V132H136V134L134 133V132H132L133 131V128L134 127H132L131 126V129L130 130H128L127 129V133L129 132V133H133L134 134V137H131V136H133V135H131L130 137V139H128V137H126V136H123V134H124V132H123V134L121 135V134H118V131L117 130H119V128L116 130L117 131V134H116V131H115V134H114V132H112V133H108V134H106V130L108 129H103L102 128V133L100 132V130H101V128L99 127V132H98V127L97 128H92V130L89 128L90 126V123H89V131H88V128L87 129H82L81 127H83V123H81V126H78V130H76L75 128H77L76 126H77V123H78ZM138 123H137V122ZM136 121H134V122H136L137 124H140L141 122V120L140 121H138V120H136ZM179 121V122H180ZM210 121V122H209ZM214 121H216V120H214ZM231 121V122H230ZM239 121V120H238ZM243 121V120H242ZM242 121H240V122H242ZM34 122V121H33ZM40 122H42V124H43V121H40ZM47 122V121H46ZM56 122V123H57ZM60 122V123H61ZM82 122V121H81ZM86 122V121H85ZM131 122H129L130 124H132ZM134 122H133V125H134ZM247 122H249V121H247ZM251 122V121H250ZM252 122V123H253ZM258 122V121H257ZM37 123H39V122H34V126L32 127V131H31V133H29L28 135H29V137L26 139V142L24 143L25 144V147L27 148V147H29V146H26V144L28 143V145L31 143V145H32V141L33 140H36L37 141V139H39V138H43L45 135L46 136H48V133H50L49 132V130H46L48 127H45V126H49V125H45V122H44V126L42 125L41 126V124H39V126H37L36 124ZM48 123V122H47ZM60 123H58V124H60ZM64 123V122H63ZM62 123V124H63ZM65 123H66V121H65ZM66 123V124H67ZM118 123V124H119ZM151 126H152V124L150 123V121L148 122ZM230 123V124H229ZM234 123V122H233ZM261 123V122H260ZM66 124L64 125V126H66ZM70 124H67V125H70ZM86 124V123H85ZM84 124V125H85ZM93 124V123H92ZM91 124V125H92ZM216 124H217V122H216ZM220 124V125H219ZM229 124V125H228ZM244 124V123H243ZM249 124V123H248ZM263 124H264V121H263ZM263 124H254V125H246V126H249V127H247V128H245V130L243 129V130H241V132H240V136H241V133L243 134V136L245 137V139H247V140H249V139H252L253 137V135H254V133L256 132V131H259V130H262V129H264V126H263ZM20 125V124H19ZM36 125V126H35ZM70 125V126H71ZM87 125V124H86ZM149 125V126H150ZM233 125H235V124H233ZM238 125V124H237ZM241 125V124H240ZM15 126H18V125H15ZM31 126H32V121H31ZM93 126V125H92ZM91 126V127H92ZM118 126V125H117ZM153 126H155V125H153ZM153 126H152V128H153ZM224 126V128L226 129V127H225V125H223ZM223 126L221 127L222 129H223ZM239 126V125H238ZM242 126H244V125H242ZM246 126H244V127H246ZM21 127V126H20ZM26 127V126H25ZM42 127H45V128H43L42 129ZM60 127H62V126H60ZM94 127H96V126H94ZM120 127V126H119ZM124 127V130L126 129ZM128 127V126H127ZM129 127H130V125H129ZM233 126L231 125V128H232ZM237 127V126H236ZM22 128H24V127H22ZM21 128V129H22ZM59 128V127H58ZM63 128V127H62ZM69 128H67V129H69ZM79 128H81L80 130H79ZM139 128H141L142 130H138ZM151 128V129H152ZM154 128H157V127H154ZM153 128V129H154ZM169 129L171 128V127H168ZM181 128H179V130L181 129ZM234 128V127H233ZM238 128H240L241 129V127H238ZM20 129V130H21ZM26 129V128H25ZM28 129V128H27ZM29 129H31V128H29ZM41 129V130H40ZM49 129H51V128H49ZM64 129V132H62L63 130L62 129H60L59 128V130L58 131H56V132H59V134L60 135H62V133L64 134L65 133V129L66 128H63ZM66 129V130H67ZM96 129V130H95ZM116 129V128H115ZM147 129V130H148ZM152 129V130H153ZM158 129V128H157ZM168 129V130H169ZM175 129V128H174ZM225 129H223L222 131H224ZM61 130V131H60ZM111 130V129H110ZM178 129L176 130V131H179ZM185 130H186V132H185ZM231 131L233 130V129H230ZM229 130V131H230ZM238 130V129H237ZM22 131H24L25 132V130L23 129ZM30 131V130H29ZM69 131V130H68ZM68 131H66V132H68ZM95 131V132H94ZM97 131V132H96ZM120 131V132H121ZM131 131V132H130ZM159 131V130H158ZM157 131V132H158ZM161 131V130H160ZM159 131V132H160ZM170 131H171V134H172V130L170 129ZM174 131V130H173ZM229 131H226V132H229ZM70 132H68V133H70ZM111 132V131H110ZM143 132V133H144ZM156 132V133H157ZM233 132V131H232ZM235 132H237L236 130H235ZM264 132V131H263ZM122 133V132H121ZM175 133V132H174ZM177 133L178 132H176L175 134L177 135ZM180 133V132H179ZM178 133V134H179ZM260 133H262L261 131H260ZM259 133V134H260ZM56 134H58V133H56ZM66 134V133H65ZM64 134V135H65ZM106 134V135H105ZM125 134H126V132H125ZM145 134H144V136H145ZM152 134H155L154 132H152ZM157 134H159V133H157ZM157 134H155V135H157ZM232 134V133H231ZM259 134H257V135H259ZM59 135V136H60ZM115 135H117V136H115ZM151 135V134H150ZM161 135V134H160ZM160 135H158L159 137H160ZM175 135V136H176ZM224 135H226V134H224ZM230 135V134H229ZM236 134H234L233 135V137L235 136ZM256 135V134H255ZM45 136V137H46ZM50 137H51V135H49ZM54 136V135H53ZM52 136V137H53ZM58 136V135H57ZM56 136V137H57ZM142 136H143V134H142ZM152 136H154V135H152ZM163 136V135H162ZM168 136H169V133H168ZM170 136H172V135H170ZM169 136V137H170ZM174 136V135H173ZM172 136V137H173ZM186 136V135H185ZM189 136V137H190ZM227 136V135H226ZM51 137V138H52ZM141 137V136H140ZM178 137H179V135H178ZM225 136H223V138H222V140H224V139H226V138H224ZM229 138L228 139H233V137H231V136H228ZM231 137V138H230ZM235 137H237V135L235 136ZM252 137V138H251ZM53 138H55V137H53ZM63 138H64V136H63ZM62 138V139H63ZM66 138V137H65ZM133 138V139H132ZM143 138H141V139H143ZM152 138V137H151ZM154 138H156V137H154ZM166 138V137H165ZM174 138H176V137H174ZM181 138H184V137H180L179 139H181ZM192 138L193 137H191L190 139L192 140ZM221 138V137H220ZM25 139V138H24ZM46 139H48L47 137L45 138V140ZM58 139V138H57ZM143 139V140H144ZM157 139H160L159 141L162 143H164L165 141H166V139H165V141H164V138H162V137H160V138H158L157 137ZM169 138H167V140H168ZM170 139H171V146H167V144H168V142L166 141L165 142V144H163L162 146H164L163 148H164V150H163V152L165 153V156L166 157H168L169 159L167 160V162L168 161H170V159H172V154L174 153V152H172V151H175L174 150V148L172 149V147L174 146L173 144H172V141H173V143L175 142L174 141V139L173 138H171L170 137ZM177 139V138H176ZM188 139V138H187ZM235 139V138H234ZM233 139V140H234ZM237 139H238V137H237ZM236 139V140H237ZM44 140V139H43ZM59 140H61V139H59ZM80 140V139H79ZM195 140V139H194ZM220 140V139H219ZM242 140V139H241ZM62 141V140H61ZM152 141H153V139H152ZM246 141V140H245ZM253 141V140H252ZM22 142H24V141H22ZM154 142V141H153ZM181 142V141H180ZM200 142V143H201ZM222 142V141H221ZM220 142V143H221ZM228 142V141H227ZM231 142V141H230ZM235 142H237V141H235ZM243 142H244V140H243ZM242 142V143H243ZM34 143V142H33ZM63 143H65V142H63ZM156 143V142H155ZM158 143V142H157ZM196 143H197V141H196ZM216 144L217 143H219V142H215ZM240 143V142H239ZM247 143V142H246ZM251 143V142H250ZM17 144H20V143H17ZM71 144V143H70ZM175 144V143H174ZM223 143H221V145H222ZM234 144V143H233ZM232 144V145H233ZM22 145V144H21ZM20 145V146H21ZM64 145V144H63ZM69 144H67V146H68ZM136 145L138 146V148L136 147ZM154 145V144H153ZM156 145V144H155ZM182 145V144H181ZM197 145L199 146V144L197 143ZM204 145V144H203ZM202 145V146H203ZM219 145V144H218ZM217 145V146H218ZM224 145V144H223ZM222 145V146H223ZM230 145V144H229ZM228 144H227V147H226V145H225V147H226V149H228V146H229ZM240 145H241V143H240ZM253 145V144H252ZM19 146V147H20ZM23 146V145H22ZM70 146V145H69ZM160 146H161V144H160ZM197 146V147H198ZM242 146V145H241ZM19 147H17L16 146V148H18L19 149ZM24 147V146H23ZM76 147H78V146H76ZM150 147V146H149ZM156 147V149H157V145L155 146ZM155 147H152V149L154 148L155 149ZM158 147H159V145H158ZM169 147H171V150L172 151H170L169 150ZM181 147V146H180ZM204 147H205V145H204ZM209 147H207V148H209ZM219 147V146H218ZM218 147L216 148V149H218ZM231 147V146H230ZM229 147V148H230ZM233 147V146H232ZM236 147H237V149H239L238 147L239 146H237V144H236ZM244 147H245V145H244ZM66 148V147H65ZM69 148H71V147H69ZM68 148V149H69ZM73 148L75 149V147H72L71 148V150H73ZM143 148H145V147H143ZM198 148H200V146L198 147ZM220 148V147H219ZM13 149V148H12ZM14 149H15V147H14ZM23 149H25V148H23ZM23 149H21V147H20V149H19V152H17L16 151V153H14V154H12V150H9V152H11V155H9V156H7V157H2L3 158V161L4 162H8V161H10L11 159H13V158H15V157H20L23 153H25L26 151H28L27 149H26V151L25 152H23L22 153V150ZM67 149V148H66ZM67 149V150H68ZM80 149V148H79ZM79 149H77V151H76V149L72 152V154H74V156L75 157H73L72 155H70L71 156V158H69L70 156L68 155V153H66L65 151H67V150H64V152L66 153L65 155H68V158L69 159H72V158H76V160L78 161V166H79V160L77 159V156L76 155H79V153H80V151H79ZM152 149H150V150H152ZM160 149H162V148H160ZM179 149H181V148H179ZM183 149H184V147H183ZM210 149V148H209ZM211 149H210V151H211ZM223 149V148H222ZM234 149V148H233ZM237 149L234 151V155H240V153H238L239 152V150L241 149H239L238 151H237ZM246 149V148H245ZM244 149V150H245ZM250 149V148H249ZM260 149V148H259ZM2 154L5 152V150L3 149V147H2ZM3 150H4V152H3ZM70 150V149H69ZM70 150V151H71ZM149 152H148V151ZM203 150V149H202ZM202 150H200L201 152H202ZM219 150H221V149H219ZM225 150V149H224ZM229 150H231V151H229V152H227V153H230V152H232V148L231 149H229ZM242 150V149H241ZM240 150V151H241ZM251 150H254L253 148L251 149ZM256 150V149H255ZM24 151V150H23ZM81 151H82V148H81ZM84 151V150H83ZM161 151V150H160ZM182 151V150H181ZM183 151H185V150H183ZM182 151V152H183ZM204 151V150H203ZM237 151V152H236ZM246 151H247V149H246ZM259 151V150H258ZM75 152H76V155H75ZM118 152H120V153H118ZM158 152V151H157ZM171 152H172V154H171ZM209 152V151H208ZM215 152V151H214ZM223 152V151H222ZM225 152V151H224ZM245 152V151H244ZM253 152V151H252ZM252 152H251V154H252ZM257 152V151H256ZM261 152H262V148H261ZM1 153V152H0ZM27 153V152H26ZM82 153V152H81ZM86 152H84V155H86L87 156V154H85ZM115 153H117V158H115L116 156H115ZM153 153V152H152ZM177 153V152H176ZM179 153V155H182L183 153H181L180 154V151L178 152ZM212 153V152H211ZM221 153V152H220ZM219 153V154H220ZM242 153V152H241ZM246 153V152H245ZM258 153V152H257ZM7 153L5 152V155H6ZM36 154H38V153H36ZM35 154V155H36ZM69 154H71V152L69 153ZM156 153H153V155H155ZM159 154V153H158ZM157 154V155H158ZM185 154V153H184ZM205 154V153H204ZM232 153H230V155H226V153L224 154V158H226V159H228V158H230L231 157V159H236L237 158V156H236V158H232V155H231ZM249 154V153H248ZM260 154V153H259ZM263 156H264V154L263 153H261ZM259 155V156H261V158L262 159H264L263 158V156L262 155ZM4 155V154H3ZM113 155H114V157H113ZM160 155H162V154H160ZM159 155V156H160ZM178 155V154H177ZM205 155H207V154H205ZM214 156H213V158H215V157H217V154L216 153H214L213 154ZM222 155V154H221ZM242 155V154H241ZM240 155V156H241ZM244 156H245V154H243ZM246 155H247V153H246ZM255 155V154H254ZM258 155V154H257ZM1 156V155H0ZM25 156V155H24ZM105 156V157H104ZM150 156H151V154H150ZM164 156V155H163ZM176 156V154H173V157H175ZM210 156H212V154L211 155H209V158H210ZM249 156V155H248ZM248 156H245L244 158L246 159V157H248ZM253 156V155H252ZM22 157V156H21ZM88 157V156H87ZM102 157H104V158H106L107 157V160H105V159H103ZM152 157V156H151ZM235 157V156H234ZM250 157V159H251V155L249 156ZM254 157V156H253ZM81 156H80V160H81ZM177 158V157H176ZM179 158V157H178ZM180 158H182V157H180ZM186 158V157H185ZM242 158V157H241ZM241 158H239V159H241ZM260 158V157H259ZM1 159V158H0ZM82 159H84V158H82ZM85 159H86V157H85ZM102 159V160H101ZM111 159V160H112ZM121 159H123L122 157L119 159L120 161H122ZM164 160H165V158H163ZM162 159V160H163ZM217 159H218V161L219 160H221V159H219V157H217ZM216 158H215V160H217ZM256 158H254V160H255ZM73 160H75V159H73ZM114 160H113V162H114ZM124 160H125V158H124ZM126 160H125V162H126ZM172 160H175V158L174 159H172ZM177 160V159H176ZM179 160V159H178ZM180 160H182V159H180ZM207 160V159H206ZM213 160V159H212ZM242 160V159H241ZM241 160L239 161L240 162V165L239 166H241L242 164H241ZM253 160V159H252ZM257 160H258V158H257ZM256 160V161H257ZM69 162H70V164H71V161L70 160H68ZM84 161V160H83ZM82 161V162H83ZM91 161V160H90ZM120 161H118V159H117V163H118V166L121 164V163H119ZM208 161V160H207ZM210 161V160H209ZM218 161H212V163H211V165H213L212 166V169L215 167V169H217L218 168V166H217V162ZM222 161V160H221ZM231 161V160H230ZM238 161V160H237ZM244 161V160H243ZM246 161V160H245ZM248 161V160H247ZM251 160H249V162H250ZM259 161V160H258ZM23 162V161H22ZM76 162V161H75ZM81 162V161H80ZM81 162V163H82ZM85 162V161H84ZM87 162H88V159H87ZM92 162V161H91ZM111 162V161H110ZM127 162H129V161H127ZM129 162V163H130ZM133 162H131V163H133ZM157 162V161H156ZM175 162V161H174ZM181 162V161H180ZM179 162V163H180ZM183 162L185 163V161H183L182 160V163L180 164L181 165V167H182V164H183ZM235 161H233V163H234ZM239 162H237V163H239ZM262 163H264V161H261ZM261 162H260V164H261ZM17 163V162H16ZM68 163V162H67ZM66 163V164H67ZM77 163V162H76ZM90 163V162H89ZM99 163V162H98ZM104 163V166L106 165L107 166V164H109V163H107V164H105V162H103ZM102 163V164H103ZM117 163H113V164H117ZM123 163H124V161H123ZM130 163V164H131ZM162 162H160V164H161ZM169 163V162H168ZM220 163V162H219ZM231 163V162H230ZM236 163V162H235ZM250 163H252V162H250ZM3 164H5V163H3ZM12 164H14V166H16L15 165V162H13ZM11 164V165H12ZM65 164V165H66ZM91 164H94L93 162L92 163H90V165H89V167L90 166H92L93 167V165H91ZM101 164V165H102ZM126 164H128V163H126ZM126 164H123V165H125L126 166ZM129 164V165H130ZM141 164V165H142ZM157 164H158V162H157ZM156 164V165H157ZM173 164V163H172ZM174 164H176V162L174 163ZM173 164V165H174ZM226 165H227V163H225ZM224 163H223V165H225ZM255 164H256V162H255ZM11 165H9V166H11ZM17 165H18V163H17ZM21 165H23V164H20V166ZM81 165V164H80ZM83 166H84V164H82ZM81 165V166H82ZM99 165V164H98ZM115 165H113V166H115ZM140 165V166H141ZM169 165H170V163H169ZM168 164H167V166H169ZM185 165H186V163H185ZM223 165H221V166H223ZM237 165V164H236ZM244 165H247L246 163L244 164ZM241 166V167H238L236 170H233V171H230L229 173H227L226 175H229V178L227 179V181L225 182V184H224V186H227V191H229V193H230V196L229 197H231L230 198V200L231 199H233V200H235V201H239V202H246V201H250V200H252V201H254V202H256L257 204H260V203H262L263 201H264V173H261L260 175H258L257 177H253L254 176V174H252L251 172V174L253 175L251 178L252 179H250V178H248V180H245L244 182H243V180L241 179V176L243 177L245 174H246V172L244 173V168L243 167H245V166ZM120 166H122V165H120ZM130 166H132V165H130ZM134 166H135V164H134ZM140 166L138 165V167H136L137 169H140ZM148 166L145 168L146 170H148L147 168H148ZM172 166V165H171ZM170 166V167H171ZM175 166V165H174ZM174 166H172V167H174ZM178 166H179V164H178ZM184 166V165H183ZM235 166V165H234ZM258 166V165H257ZM11 167H13V166H11ZM10 167V168H11ZM17 167V166H16ZM86 167V166H85ZM84 167V168H85ZM92 167H90V168H92ZM109 167V166H108ZM124 167V166H123ZM153 167H155V166H153ZM158 167V166H157ZM176 167H177V165H176ZM180 167V168H181ZM185 167V166H184ZM209 167V166H208ZM226 167V166H225ZM229 167V166H228ZM231 167V166H230ZM229 167V168H230ZM233 167V166H232ZM7 168V167H6ZM9 167H8V173L10 172H14V171H11V169H10ZM18 168V167H17ZM21 168V167H20ZM20 168H18V169H20ZM84 168H82L83 169V171H84ZM87 168V167H86ZM90 168H88V170L90 169ZM96 168V167H95ZM104 168H106V167H104ZM116 168V167H115ZM126 168H128V167H126ZM125 168V169H126ZM132 168V167H131ZM210 168H211V166H210ZM10 169V170H9ZM18 169H16V170H18ZM122 168L120 167V169H118V170H121ZM124 169V168H123ZM135 168H133V170H134ZM137 169H135L136 171H134V172H136V173H138V170ZM168 169H169V167H168ZM167 169V170H168ZM173 169V168H172ZM171 169V170H172ZM174 169H175V167H174ZM177 169V168H176ZM212 169H211V171H212ZM223 169V168H222ZM221 169V170H222ZM225 169V168H224ZM251 169V168H250ZM259 169V168H258ZM263 169V168H262ZM261 169V170H262ZM15 170V169H14ZM87 170V171H88ZM91 170V169H90ZM89 170V171H90ZM96 170V169H95ZM94 170V171H95ZM143 170V169H142ZM181 170H182V168H181ZM210 170V169H209ZM208 170V171H209ZM227 170V169H226ZM252 170H253V168H252ZM251 170V171H252ZM256 170H257V168H256ZM255 170V171H256ZM88 171V173H89V175L92 173V175H91V177H93L95 174H93V172H89ZM98 171V170H97ZM128 172V173H130V174H125L124 172ZM126 171L124 170V172L121 170V172H119V173H123V174H121V178H124V179H122V180H124L126 183L125 184H127V185H134V183H133V181H132V177L134 176V173L131 175V171L129 172V168L128 169H126ZM207 171V170H206ZM216 170H214V172H215ZM224 171V170H223ZM222 171V172H223ZM246 171V170H245ZM250 171V170H249ZM6 172H7V170H6ZM82 171L80 170L79 171V174L81 173ZM100 172V171H99ZM99 172H97L98 174H99ZM126 172V173H127ZM141 171L139 170V173H140ZM145 172V170L143 171V173ZM147 172V171H146ZM145 172V173H146ZM148 172H149V170H148ZM150 172H152V170L150 169ZM168 172H170V171H168ZM217 172V171H216ZM215 172V173H216ZM247 172H248V170H247ZM254 172V171H253ZM260 172H262V171H260ZM83 174H84V172H82ZM95 173H96V171H95ZM110 174L112 173V172H109ZM135 173V174H136ZM139 173H138V176H139ZM142 173V174H143ZM213 173V172H212ZM249 173V174H250ZM255 173V172H254ZM13 174V173H12ZM97 174V175H98ZM102 174V173H101ZM101 174H100V176H101ZM105 174V173H104ZM114 174V173H113ZM214 174V173H213ZM221 174V173H220ZM225 173L223 172L222 173V175H224ZM256 174V173H255ZM77 175V174H76ZM85 176H86V173L84 174ZM84 175H82L81 177H83ZM106 176L108 175V174H105ZM119 175V174H118ZM124 175V176H123ZM131 175V176H130ZM166 175V174H165ZM164 175V176H165ZM190 175V174H189ZM217 175H219V174H217ZM222 175H220V176H222ZM48 176V175H47ZM46 176V180H48L47 177ZM88 176V175H87ZM96 176V175H95ZM99 175H98V177H100ZM123 176V177H122ZM136 176V175H135ZM216 176V175H215ZM214 176V177H215ZM225 176V175H224ZM246 176V175H245ZM249 176V175H248ZM52 176L50 175V178H51ZM127 177V178H126ZM131 177V178H130ZM205 177V176H204ZM203 177V178H204ZM79 178V177H78ZM84 178V177H83ZM94 178V177H93ZM105 178V177H104ZM112 178V177H111ZM135 178V177H134ZM166 178V177H165ZM205 178H207V177H205ZM204 178V179H205ZM209 178V177H208ZM220 177L218 176V178L217 179H219ZM222 178V177H221ZM246 178V179H247ZM52 179H53V177H52ZM52 179H50L49 181H47L46 182V185H45V189L44 190H36V189H38V188H36L35 190H36V192L34 191V189H33V191H30V192H33L34 193V195H32L31 193V195L32 196H28V198L25 200V198L27 197V196H20L19 197V195L17 196V195H15V193L14 192H12V191H10V192H12V193H14L13 195H11V194H8V192H9V190H8V192H5V190H7V189H3V188H5V186L3 187V188H1V191L3 192V196H1V194H0V225H1V222L4 220V222H5V218L7 217L9 220H10V222H7V223H2L3 225L5 224V228L7 229V230H9V232L11 233V231H14V229L12 230V227H13V225H14V223L12 222V221H20V219H21V217L22 218H25V217H27V216H29V219H31L30 218V215H27L26 214V212L27 211H32L33 212V214H34V216H33V214H31V217L33 216L34 218H35V221H36V223H35V225H32L31 226V231H32V236L33 237H40L41 235H45L46 233H51V237L52 236H54L55 235V238H53L54 239V241L57 243L58 241H57V238L56 237H58V240H59V237L60 238H62V239H60L61 241L60 242H62L63 240V244L62 243H60V244H58L59 245V247H61V244L63 245L62 247H63V250H61L60 249V251H62L63 252V254H64V257L66 258V261H67V263L68 264H119V261L118 260H115L114 259V255H110L109 254V251L106 249V247L101 243V242H93V245H91L90 244V242L91 241H89L87 238H82V236H84L83 234H80L82 231H80L81 229L77 226V223H76V220H77V222H78V218L77 217H75V214L77 213L76 212V210H75V214H74V217H73V219H69V220H71L70 222H71V224H69L70 226H69V229L67 230V234L68 235H66L64 232L62 233V234H65V235H63L62 237H61V233L58 235V234H56L57 232H54V231H56L55 229H57L59 226L57 225L58 224V222H60V221H58L59 220V218H58V213H57V211H60V210H58L59 208H60V206H61V208L63 207V205L64 204H67V206H69L68 205V201H69V203H73L71 206H74V205H76V202L79 200V198L77 197L78 195H76L75 194V192H74V194L76 195V196H74L73 195V197H71V194L73 193H71V192H64V193H62L63 191H62V189L63 188H60L61 189V191L62 192H60V190H57L56 189V181H53ZM84 179H87V177L86 178H84ZM89 179H90V177H89ZM102 179V178H101ZM136 179V178H135ZM150 179V178H149ZM148 179V180H149ZM169 179V178H168ZM210 179H211V176H210ZM217 179H216V181H217ZM226 179V178H225ZM243 179H245L244 177H243ZM76 180H78V179H76ZM93 180V179H92ZM123 181V182H124ZM136 181V180H135ZM150 181V180H149ZM207 181V180H206ZM208 181H209V179H208ZM76 182V181H75ZM74 182V183H75ZM94 182V181H93ZM110 182V181H109ZM146 182V181H145ZM148 182V181H147ZM155 182V181H154ZM213 182V181H212ZM219 182H221L222 183V180H220ZM141 183V182H140ZM216 183V182H215ZM99 184V183H98ZM135 184H136V182H135ZM152 184H155V183H152ZM80 185V184H79ZM222 185V184H221ZM154 186V185H153ZM152 185L150 186V184L149 185H147V187H149V188H152L153 187ZM158 186V185H157ZM157 186H155V188H154V191H155V189H156V187ZM223 186V187H224ZM68 187V186H67ZM66 187V188H67ZM74 187V186H73ZM76 187V186H75ZM77 187H78V185H77ZM131 187V186H130ZM134 187V189L135 190H147L146 189V187L144 186V185H140L139 186V184L137 185H134L133 186ZM65 188V187H64ZM4 191H3V190ZM40 189V188H39ZM76 188H74V190H75ZM133 189V188H132ZM153 189V188H152ZM30 190H32V189H30ZM73 190V189H72ZM78 190V189H77ZM76 190V191H77ZM134 190V191H135ZM178 190V189H177ZM69 191H71V189L69 190ZM148 191V190H147ZM1 192V193H2ZM80 192V191H79ZM122 192H123V190H122ZM125 192V191H124ZM149 192V191H148ZM184 192V191H183ZM186 193L188 192L187 191V189H186V191H185ZM26 193H28V192H26ZM119 193H120V191H119ZM136 193V192H135ZM190 193V192H189ZM229 193H227L226 192V194H229ZM78 194V193H77ZM188 194V193H187ZM17 196V197H15V196ZM22 195H26L25 193L24 194H22ZM81 196V195H80ZM19 197V198H18ZM24 198V199H23ZM138 198V197H137ZM84 199V198H83ZM86 199V198H85ZM90 199V198H89ZM94 199H96V197L94 198ZM98 199H100V198H98ZM106 199V198H105ZM24 200V201H23ZM101 200V199H100ZM64 201H67V202H65V203H63L62 204V202H64ZM71 201V202H70ZM81 201V200H80ZM91 201H92V199H91ZM93 201H95V200H93ZM102 201V200H101ZM86 202V201H85ZM90 202V201H89ZM103 202V201H102ZM110 202V201H109ZM253 202V203H254ZM101 203V202H100ZM100 203H98V204H100ZM81 204V203H80ZM93 204V203H92ZM91 204V205H92ZM247 204V203H246ZM77 205H78V203H77ZM85 205V204H84ZM89 205V204H88ZM106 205V204H105ZM234 205V204H233ZM240 205H241V203H240ZM248 205H250L251 206V204L249 203ZM65 206V205H64ZM66 206V207H67ZM80 206V205H79ZM78 206V207H79ZM86 206H87V204H86ZM94 205H92V207H93ZM98 206V205H97ZM244 206V205H243ZM254 206H256V204L255 205H253V208H254ZM258 206H261V205H258ZM264 206V205H263ZM65 207V208H66ZM99 207V206H98ZM102 207V206H101ZM104 207V206H103ZM102 207V208H103ZM235 207H238V206H235ZM245 207H246V205H245ZM60 208V209H61ZM64 207H63V209H65ZM69 208V207H68ZM74 208V207H73ZM72 207H71V209H73ZM76 208V207H75ZM81 208V207H80ZM85 208H87V207H85ZM91 208V207H90ZM89 208V209H90ZM100 208V207H99ZM233 208V207H232ZM247 208H248V206H247ZM247 208H246V211H247ZM255 208H257V207H255ZM82 209H83V207H82ZM245 209V208H244ZM243 209V210H244ZM92 210V209H91ZM249 210H252V206L250 207V209ZM257 210V209H256ZM78 212H79V209L77 210ZM90 211V210H89ZM241 211V210H240ZM72 211H70V213H71ZM113 212V211H112ZM89 212L87 211L86 212V214H88ZM116 213V212H115ZM118 213V212H117ZM29 214V213H28ZM65 214V213H64ZM79 214V213H78ZM111 214V213H110ZM27 215V216H26ZM82 215V214H81ZM78 216V215H77ZM32 217V218H33ZM94 217V216H93ZM110 217V216H109ZM108 217V218H109ZM251 217H252V215H251ZM256 217V216H255ZM20 218V219H19ZM80 218H81V216H80ZM86 218V217H85ZM100 218H102V217H99V219ZM241 218V217H240ZM254 218V217H253ZM28 219V220H29ZM105 219V218H104ZM104 219H102V220H104ZM114 219V218H113ZM22 220V219H21ZM33 220V219H32ZM61 220V219H60ZM65 220H66V218H65ZM83 220V219H82ZM86 220V219H85ZM106 220V219H105ZM110 220V219H109ZM252 220V219H251ZM81 221V220H80ZM101 221V220H100ZM115 221V219L113 220V222ZM117 222H118V220H117ZM117 222H115V225L117 224ZM23 223V222H22ZM240 223V222H239ZM65 224H66V222H65ZM111 224V223H110ZM114 224V223H113ZM112 224V225H113ZM2 225V226H3ZM53 225V226H52ZM60 225V224H59ZM67 225V224H66ZM78 225H80L79 223H78ZM114 225V226H115ZM15 226V225H14ZM29 226H30V224H29ZM120 226V225H119ZM51 227H54V228H51ZM66 227V226H65ZM116 227V232H118L117 234H121V236L123 237L124 235H125V231H126V228H125V230H124V227H123V229H121V228H119V227H117V225L115 226ZM117 228H119V229H117ZM47 229H50V230H48L47 231ZM59 229V228H58ZM57 229V230H58ZM61 229V228H60ZM65 229H67V228H64V231H65ZM62 230V229H61ZM16 233H17V225H16V231H15ZM59 232H61V231H59ZM10 233H8V232H5V233H3V232H1V236H3V234L5 235V234H10ZM54 233V234H53ZM244 233V232H243ZM12 234H14V232H12ZM12 234H10V235H12ZM19 234V233H18ZM244 235V234H243ZM6 236V235H5ZM66 236V237H65ZM88 236V235H87ZM65 237V238H64ZM88 240V241H87ZM92 243V242H91ZM57 246V245H56ZM74 247V248H73ZM93 247V248H92ZM59 249V248H58ZM73 250H76L77 252H75V254H74V251ZM123 252H125L123 249L122 250H120V252L119 253H117L116 255H120V253H123ZM61 253V252H60ZM130 259V258H129ZM114 262V263H113ZM126 264H133V262L131 261V259H130V261H128Z\"/></svg>",
    "mask_w": 264,
    "mask_h": 264
}]
</instances>
